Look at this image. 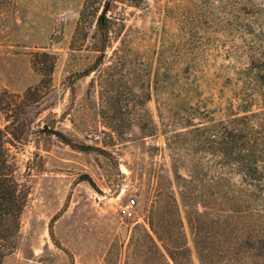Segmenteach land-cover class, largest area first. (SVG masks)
Listing matches in <instances>:
<instances>
[{"label": "rangeland", "instance_id": "rangeland-1", "mask_svg": "<svg viewBox=\"0 0 264 264\" xmlns=\"http://www.w3.org/2000/svg\"><path fill=\"white\" fill-rule=\"evenodd\" d=\"M262 52L264 0H0V128L15 120L28 192L0 264H174L164 245L180 264H264L190 133L261 110Z\"/></svg>", "mask_w": 264, "mask_h": 264}, {"label": "trees", "instance_id": "trees-1", "mask_svg": "<svg viewBox=\"0 0 264 264\" xmlns=\"http://www.w3.org/2000/svg\"><path fill=\"white\" fill-rule=\"evenodd\" d=\"M90 1L87 0V3L90 4ZM105 26L104 19H101L103 33L107 31ZM247 71L248 75H256L255 80L262 97L261 110H246L243 115L235 114L227 121L215 122L213 126H190V133L203 138L204 143L213 151L218 169L215 179L224 188L231 189L227 194L236 207L232 212L244 214L253 226L248 249L254 252L253 258L264 261V52L253 54ZM253 80L250 78V81ZM10 119L9 126L0 128V260L16 247L15 240L20 233L21 218L28 199V192L17 180L12 162L9 145H12L17 134L14 127V132L9 131L15 122ZM234 176L240 179L239 183L231 181ZM203 207L205 212L197 211L198 218L211 214L209 206ZM187 221L196 238H201L198 220L191 214ZM155 232L159 233L157 230ZM194 244L197 246L199 242L195 241ZM155 247L165 257L157 243ZM164 249L174 264H180L175 251L167 245H164ZM187 252L190 250L187 249Z\"/></svg>", "mask_w": 264, "mask_h": 264}, {"label": "built area", "instance_id": "built-area-1", "mask_svg": "<svg viewBox=\"0 0 264 264\" xmlns=\"http://www.w3.org/2000/svg\"><path fill=\"white\" fill-rule=\"evenodd\" d=\"M137 205L136 200L130 199L126 204L120 206V215L124 218H132L135 214V207Z\"/></svg>", "mask_w": 264, "mask_h": 264}]
</instances>
